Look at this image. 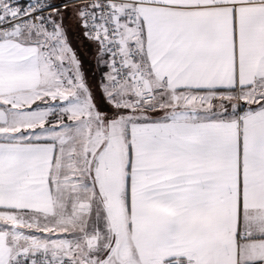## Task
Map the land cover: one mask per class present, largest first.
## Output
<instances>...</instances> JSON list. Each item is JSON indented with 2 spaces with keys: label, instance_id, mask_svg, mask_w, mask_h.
<instances>
[{
  "label": "snow or ice",
  "instance_id": "snow-or-ice-1",
  "mask_svg": "<svg viewBox=\"0 0 264 264\" xmlns=\"http://www.w3.org/2000/svg\"><path fill=\"white\" fill-rule=\"evenodd\" d=\"M0 264H264V0H0Z\"/></svg>",
  "mask_w": 264,
  "mask_h": 264
}]
</instances>
